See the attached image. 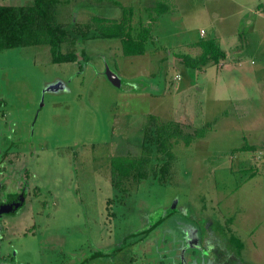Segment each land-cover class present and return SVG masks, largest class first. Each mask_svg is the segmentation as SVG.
Returning <instances> with one entry per match:
<instances>
[{
	"label": "rangeland",
	"instance_id": "obj_1",
	"mask_svg": "<svg viewBox=\"0 0 264 264\" xmlns=\"http://www.w3.org/2000/svg\"><path fill=\"white\" fill-rule=\"evenodd\" d=\"M56 8L69 33L61 52L76 62L53 64L46 45L0 52V203L24 197L1 214L0 264H215V253L264 264V86L245 84L242 96L236 60L184 69L176 57L197 58L199 47L188 46L203 30L205 39L226 35L224 51L237 41L258 67L264 55L252 48L264 46V33L251 50L244 36L264 30L256 15L264 0H58ZM124 9L133 35L151 26L141 57H123L117 39L89 40L93 18L120 21ZM163 125L204 137L165 141L156 136ZM118 156L148 157L147 179L115 190Z\"/></svg>",
	"mask_w": 264,
	"mask_h": 264
},
{
	"label": "trees",
	"instance_id": "obj_2",
	"mask_svg": "<svg viewBox=\"0 0 264 264\" xmlns=\"http://www.w3.org/2000/svg\"><path fill=\"white\" fill-rule=\"evenodd\" d=\"M57 4L58 0H33L32 4L28 6L0 5V52L7 49L46 45L49 47L53 64L76 62L78 58L74 52H61V46L69 40V33L57 22ZM130 13V10L124 9L120 21L100 17L93 18L92 22L96 29L95 34L89 40L117 39L121 43L123 57L143 56L146 44L151 39V27L142 26L133 35ZM197 46L201 50V54L197 58L185 54L176 55L184 68L197 69L208 61H219L225 58L224 52H222L214 39H204ZM147 134L153 133L148 132ZM156 136L163 137L165 141L168 138H179L185 145H189L194 139L204 137V132L196 131L194 134H182L178 130L172 133L170 126L163 125ZM160 150V152H166L167 156L171 155V153H167V146L164 141L161 143ZM148 162V157L138 159L126 156L113 157L110 163L113 188L120 191L124 180L130 177L138 181L147 179L148 172L146 167ZM167 167L166 165L161 168L162 177L158 178L157 172L153 173V177L161 181L167 172ZM150 231L151 229L146 231V234ZM224 237H227L230 245L237 247V251H241L242 244L238 242V239L233 234H229V231H227L226 233L224 232ZM213 257L216 261L215 264H220V258L223 259L217 253L213 254ZM223 263L230 264L231 262L223 259Z\"/></svg>",
	"mask_w": 264,
	"mask_h": 264
},
{
	"label": "crops",
	"instance_id": "obj_3",
	"mask_svg": "<svg viewBox=\"0 0 264 264\" xmlns=\"http://www.w3.org/2000/svg\"><path fill=\"white\" fill-rule=\"evenodd\" d=\"M236 6H237V9H239V11H241L243 9V7H246V5L242 1H241V4H237ZM164 7H160V9H158V12L156 11L157 14H159V15L165 14L167 12V10H165ZM261 11H262V9L258 8L256 10V15L259 18L258 22H259L260 27H264V18L262 17L264 15ZM151 31H152V29H151ZM257 33H264V30H260V31L253 32V33H248V35L244 36V37L250 39L249 40L250 45L248 47L249 50H251V48H252L251 46H253L251 38L255 37V35ZM236 34H237L236 36L234 34V38H237V37L240 38V34L237 32H236ZM205 36H206L205 32L203 30H200V36H199L198 40L196 41V43H195V41L191 42V43H189L188 47H190V48L192 47L194 49L198 48L197 44L200 41H202L203 39H205ZM224 37H226V35H224L220 38L218 37V38H211V39H214L216 44L222 50V52H224V54H225V58H223L224 62L227 61L226 63H229V65H230L231 63H233L236 60L235 67H234V72H235L234 77H236V83L238 82V85L240 86V89L238 88L237 92L240 93V95H242L244 93H245L244 95H247V91L244 90L245 84H247L248 87H250L251 85L252 86H259V85L264 86V63L260 62L259 66L256 68L250 67V65L248 64V61H249L248 55H246L247 53L245 51H243L244 50L243 47H238L239 45H238L237 41L232 42V45H233V46H231L232 50L229 49V50L224 51L223 46H222L223 43L226 41V40H224ZM252 49H253L252 50L253 55H260V54L264 55V46H262L259 49L258 48H252ZM197 52H200V50H198ZM233 54L236 55V56H234V58L232 57ZM185 55L190 56V54H185ZM261 61H264V57L261 58ZM250 64H253V66H254L255 62H253V60L252 61L250 60ZM222 67H224V66H222ZM184 69H186V68H184ZM242 99L238 98V99H235L233 102L239 103L242 101ZM249 101H250V99H249ZM239 114H243V113L241 111L235 110V116H237L239 118L245 116V114L241 115V116Z\"/></svg>",
	"mask_w": 264,
	"mask_h": 264
},
{
	"label": "flooded vegetation",
	"instance_id": "obj_4",
	"mask_svg": "<svg viewBox=\"0 0 264 264\" xmlns=\"http://www.w3.org/2000/svg\"><path fill=\"white\" fill-rule=\"evenodd\" d=\"M23 195L22 194H18L14 199H12L11 201L9 200V201H7L6 200V202H4V203H0V221H3V217H2V213L3 212H11L12 214H14V212L18 209V208H20L22 205H23ZM8 204H11V207L13 208V209H11V210H5V209H3L2 208V206L1 205H8ZM7 214V213H6Z\"/></svg>",
	"mask_w": 264,
	"mask_h": 264
},
{
	"label": "water",
	"instance_id": "obj_5",
	"mask_svg": "<svg viewBox=\"0 0 264 264\" xmlns=\"http://www.w3.org/2000/svg\"><path fill=\"white\" fill-rule=\"evenodd\" d=\"M110 77L111 78H113V76L112 75H110L109 76V74H108V78L110 79ZM111 80V79H110ZM115 80V79H114ZM116 83H117V81H115ZM2 206V208L3 209H5V210H11V209H13L12 207H11V204H8V205H1Z\"/></svg>",
	"mask_w": 264,
	"mask_h": 264
}]
</instances>
